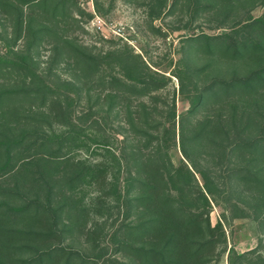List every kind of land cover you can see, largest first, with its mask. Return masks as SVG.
Wrapping results in <instances>:
<instances>
[{"label": "trees", "instance_id": "16d2710c", "mask_svg": "<svg viewBox=\"0 0 264 264\" xmlns=\"http://www.w3.org/2000/svg\"><path fill=\"white\" fill-rule=\"evenodd\" d=\"M124 1L161 32L152 22L168 0ZM114 2L92 0L95 14ZM257 4L172 0L168 12L182 5L222 29L185 38L173 75L188 107L178 114L175 95L160 94L171 78L141 52L119 36L99 33L107 49L79 39L94 14L78 0H0V264H216L227 249L222 222L210 220L219 201L264 234ZM227 262L264 257L230 248Z\"/></svg>", "mask_w": 264, "mask_h": 264}, {"label": "rangeland", "instance_id": "374dc122", "mask_svg": "<svg viewBox=\"0 0 264 264\" xmlns=\"http://www.w3.org/2000/svg\"><path fill=\"white\" fill-rule=\"evenodd\" d=\"M78 1L85 10H91L92 0ZM171 2L172 0L167 1L164 12L152 22L154 27H158L161 32L155 31L149 26L145 7L135 6L124 0H115L112 10L103 19L108 26L117 25L121 27L123 36H119L121 37L120 42L126 41L129 43L136 52H141L144 55L152 68L165 71V74L171 78L167 87L160 91V94L169 100L171 96L175 95L176 112L180 114L187 109L188 102L178 94V79L173 73L178 66V60L183 55L182 45L185 43V38L200 32L217 34L222 32V29L216 28L214 22L207 21V17H202L200 14L192 18L191 12L182 5H177L174 7L173 12H168L167 8L170 7ZM263 12L264 5L257 4L251 10V15L257 17ZM83 24L85 31L80 32L78 35L79 39L88 45L94 44L96 47L103 46L104 49H107L110 47V43L100 40L99 33L101 35L105 34L108 38L118 36L111 32V27L105 28L102 32L87 23L85 24V22ZM0 49H4L1 43ZM47 55L48 50L45 48L42 51L41 58L45 59ZM60 73L63 77L67 75L62 71ZM113 127L116 128V124ZM117 136L120 137V135ZM78 154L82 157L87 156L84 152ZM170 155L175 164H178L182 158L178 148H173ZM198 180H200L199 177ZM224 213L226 217L223 216ZM210 220L212 224L217 221L222 222L227 238V249L216 264H228L227 254L230 248L237 252L255 250L256 253L264 257V234L251 216L231 219L228 212H225L223 202L219 201L213 203ZM79 237L71 240L77 248L83 247L81 245L83 239ZM117 255L120 258V253ZM99 263H103V259Z\"/></svg>", "mask_w": 264, "mask_h": 264}, {"label": "built area", "instance_id": "2783aa9c", "mask_svg": "<svg viewBox=\"0 0 264 264\" xmlns=\"http://www.w3.org/2000/svg\"><path fill=\"white\" fill-rule=\"evenodd\" d=\"M93 12L94 16L87 22V24H89L91 27L96 28V30H100V31H104L105 28H110V26H108V24L106 23V21L103 19V17L95 14L93 6H91V10H88ZM111 32L118 35V36H123L122 31H121V27L117 26V25H112L111 27ZM104 37H107L105 34H103Z\"/></svg>", "mask_w": 264, "mask_h": 264}]
</instances>
